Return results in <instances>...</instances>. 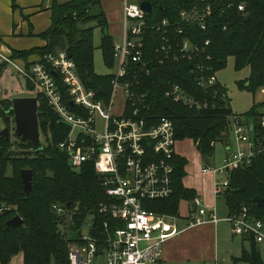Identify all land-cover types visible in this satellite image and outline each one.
Returning <instances> with one entry per match:
<instances>
[{
    "label": "trees",
    "instance_id": "obj_1",
    "mask_svg": "<svg viewBox=\"0 0 264 264\" xmlns=\"http://www.w3.org/2000/svg\"><path fill=\"white\" fill-rule=\"evenodd\" d=\"M152 5V12L146 16L149 24L168 20L173 31L181 30L176 40H189L204 45L209 41L208 55L215 72L225 68L227 59H235V70L249 68V76L243 82L247 89L254 91L264 87V0H140ZM13 0V8L15 7ZM244 6V12L238 6ZM207 8L209 9L207 11ZM196 9L204 18L205 30L198 22H182L180 13ZM50 27L41 35L46 46L29 52H15L11 59L21 61L26 69L28 58H38L57 51H66L74 61L83 84L100 91L98 98L107 99L111 93L112 75L101 76L94 72L93 28H99L102 38L99 49L107 67L114 68L113 39L108 35V22L101 0H69L60 4L51 0L49 7ZM249 18L245 20V16ZM144 59L148 62L149 74L142 78L139 93L147 94L146 108L142 117L151 120V125L165 117L172 121L177 141L190 140L204 159L211 156L217 143H224L230 131L229 117L233 114L229 101L218 102L216 109L196 111L164 96L170 86L176 85L196 98H205L206 92L198 87L191 73L192 63L187 60L165 61L158 64L156 49L161 45V36L148 31L144 40ZM0 65V78L6 68ZM58 82V76H55ZM66 107L76 111L70 104L66 90L61 88ZM26 90L33 86L25 80ZM225 89H223L224 91ZM226 91V90H225ZM2 106V107H1ZM11 100H0V119L7 122ZM264 101L250 109L244 120L256 124L262 113ZM40 136L45 145L38 151L32 150L30 142L10 143V139L0 136V264H9L17 255L23 257L22 264H67V245L58 232L57 219L51 210L53 204L77 205L81 216L75 218L78 225L88 214H94L98 233L103 234V224L111 223L108 216L97 213L101 202L107 200L106 188L91 164H83L79 169L70 167L68 157L58 149V144L69 133V127L57 122L56 115L45 101H41L37 111ZM6 155V156H4ZM205 160V159H204ZM186 160L177 155L172 160L173 194L165 200L143 201L144 208L159 215L179 217L181 201L192 203L196 197L194 190L183 186ZM32 172L31 192L27 196L23 190L20 172ZM264 199V160L257 159L246 169L230 176L228 189L222 198L227 215H237L242 206L249 210L252 219L264 221V208L257 207L253 199ZM18 216L22 220L19 227H7L6 223ZM248 250L243 249L234 262L262 264L256 245L248 238Z\"/></svg>",
    "mask_w": 264,
    "mask_h": 264
},
{
    "label": "built area",
    "instance_id": "obj_2",
    "mask_svg": "<svg viewBox=\"0 0 264 264\" xmlns=\"http://www.w3.org/2000/svg\"><path fill=\"white\" fill-rule=\"evenodd\" d=\"M140 3L122 0L121 40L113 44L114 72L106 100L83 84L74 61L64 50L29 62L28 69L0 51L1 62L32 84L27 97L35 98L38 107L45 101L57 122L69 127L58 149L68 157L70 167L77 170L83 164H91L106 188L107 200L99 204L97 213L108 216L112 222L103 224L102 235L94 214H88V220L85 217L76 227L75 218L81 216L77 205L51 206L58 232L66 241L67 264H158L164 243L180 233L177 217L156 214L143 205L145 200L172 196V160L178 142L170 119L162 117L151 125V120L141 115L147 94L137 89L143 76L149 74L143 52L148 31L154 30L161 36L162 43L156 49L158 64L180 59L191 62L194 81L206 92V97L200 99L173 85L165 92L166 98L196 111L216 109L218 102L228 100L210 63L209 41L202 46L176 40L181 30L173 31L174 26L166 19L149 24V14L140 8ZM238 11L243 13L244 6H238ZM180 19L198 22L205 30L204 18L196 9L182 11ZM55 76L66 90L70 104L76 107L75 112L66 107ZM117 107L120 112H116ZM229 120L231 127L223 145L221 166H205L201 170L212 175L216 198L228 189L232 174L250 167L257 159L264 160V112L256 124L234 113ZM192 205L187 227L225 221L236 235L256 245L264 264V221L252 219L246 206L237 215L220 219L216 209L204 205L199 197L193 199Z\"/></svg>",
    "mask_w": 264,
    "mask_h": 264
},
{
    "label": "crops",
    "instance_id": "obj_3",
    "mask_svg": "<svg viewBox=\"0 0 264 264\" xmlns=\"http://www.w3.org/2000/svg\"><path fill=\"white\" fill-rule=\"evenodd\" d=\"M56 1L63 4L69 0ZM14 3L15 7L13 8V0H0V51L11 56L13 51L29 52L45 47L46 42L39 38V35L51 25L49 10L51 0H15ZM101 5L108 22V35L113 39V42H117L118 40L115 38L121 39L122 0H101ZM37 58L36 55H33L28 58V62ZM0 65H2L1 60ZM0 89L2 94L4 90ZM187 167L188 165L185 171H187ZM199 173V177H203L204 180L196 182L188 177L187 172L182 180L183 186L194 190L196 197H199L204 205L214 207L218 218H225L228 214L227 209L223 215H220L218 204L220 198L213 195L212 175L204 174L202 171ZM181 204L185 205L183 213L180 212ZM192 207V203L180 202L177 219L180 233L164 243L158 264H227L230 261L233 264L242 263H236L234 259L240 257L243 249H249L245 244V239L236 235L231 226L222 220L217 224L206 223L187 227L188 212ZM14 258H17L16 264H22L21 254Z\"/></svg>",
    "mask_w": 264,
    "mask_h": 264
},
{
    "label": "rangeland",
    "instance_id": "obj_4",
    "mask_svg": "<svg viewBox=\"0 0 264 264\" xmlns=\"http://www.w3.org/2000/svg\"><path fill=\"white\" fill-rule=\"evenodd\" d=\"M111 1V0H110ZM109 2V1H108ZM93 44L95 47L94 56H93V68L94 72L101 76H108L112 75L114 69L107 67L104 63L102 58L101 50L99 49L100 41L102 38V34L99 28H93ZM117 42H120V38ZM18 65H23L21 61H16ZM6 73L3 75L4 71L2 72L0 80V88H2L3 93L1 94L0 89V100H12L16 97H27L29 94L25 88V79L17 73V71L13 67H6ZM249 76V68H244L241 71L235 70V59L233 57H229L227 59L225 68L221 71H218L216 74V78L218 82L222 85V87L226 90L228 94V101L231 107V110L234 114L237 115H246L249 113L250 109L256 105H260L264 101V87L256 89L254 91L247 89V84L243 86L241 82H243ZM6 88H5V87ZM8 88V89H7ZM11 93V94H10ZM5 96V98H4ZM119 99V97L117 98ZM2 107V106H1ZM264 107L259 109V112H263ZM116 112H120V107L116 108ZM7 122L4 123L3 119H0V132L4 129H8L10 139V143H17V138L13 137L12 133L14 132V120L13 117L7 116ZM230 138V137H229ZM40 141L42 145H45V138L41 135ZM176 154L180 158H184L186 160V166L188 165L187 171H185V175L188 172V177L196 180H204L203 177H199L201 172V168L205 166H210L211 169H216L221 166L222 160L224 158L225 152L223 145L219 142L214 147V152L211 156H207L204 159L197 151L194 143L190 140L178 141L175 145ZM219 199V214L223 215L226 212V206L221 200ZM185 210V205L181 204L180 212L183 213ZM88 217H86V221ZM172 224V222H170ZM84 233H87L85 230ZM237 239V238H236ZM250 247V243L245 241ZM245 245V246H247ZM17 258H14L10 261L9 264H16ZM229 264H233L232 261L228 262ZM227 263V264H228ZM245 264V263H240Z\"/></svg>",
    "mask_w": 264,
    "mask_h": 264
},
{
    "label": "water",
    "instance_id": "obj_5",
    "mask_svg": "<svg viewBox=\"0 0 264 264\" xmlns=\"http://www.w3.org/2000/svg\"><path fill=\"white\" fill-rule=\"evenodd\" d=\"M140 8L147 14L152 12V5L148 1H141ZM249 18V15L245 16V20ZM100 93V91H99ZM12 107L8 111L13 115L14 120V133L13 135L20 138L21 143L30 142L32 150L38 151L42 149V143L40 141V133L38 128L37 118V100L33 97H16L11 100ZM0 136L5 139L8 138V129H4L0 132ZM6 156V155H4ZM1 158V153H0ZM20 177L23 184L24 193L28 196L31 192L32 186V172L30 170H23L20 172ZM253 203L257 207L264 208V199L255 197ZM22 224V220L15 216L13 219L6 223L7 227H19Z\"/></svg>",
    "mask_w": 264,
    "mask_h": 264
},
{
    "label": "flooded vegetation",
    "instance_id": "obj_6",
    "mask_svg": "<svg viewBox=\"0 0 264 264\" xmlns=\"http://www.w3.org/2000/svg\"><path fill=\"white\" fill-rule=\"evenodd\" d=\"M14 133V132H13ZM13 133H12V135H13ZM8 136H9V131H8ZM13 137H15L14 135H13ZM17 138V137H16ZM18 139H20V138H18Z\"/></svg>",
    "mask_w": 264,
    "mask_h": 264
}]
</instances>
